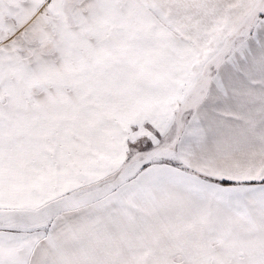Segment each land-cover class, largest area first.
I'll use <instances>...</instances> for the list:
<instances>
[{"label": "snow or ice", "instance_id": "6c2138e0", "mask_svg": "<svg viewBox=\"0 0 264 264\" xmlns=\"http://www.w3.org/2000/svg\"><path fill=\"white\" fill-rule=\"evenodd\" d=\"M0 264H264V0H0Z\"/></svg>", "mask_w": 264, "mask_h": 264}]
</instances>
